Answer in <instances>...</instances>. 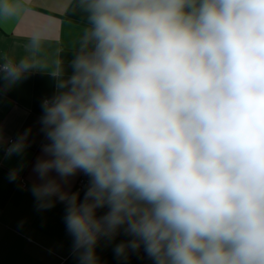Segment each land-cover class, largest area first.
I'll list each match as a JSON object with an SVG mask.
<instances>
[{
  "label": "clouds",
  "instance_id": "clouds-1",
  "mask_svg": "<svg viewBox=\"0 0 264 264\" xmlns=\"http://www.w3.org/2000/svg\"><path fill=\"white\" fill-rule=\"evenodd\" d=\"M76 5L85 24L41 99L30 184L34 126L0 127L2 158H19L8 180L37 211L63 205L76 264H107L108 247L119 264H264V0ZM33 11L0 0V29ZM45 39L34 29L0 51V93L45 72Z\"/></svg>",
  "mask_w": 264,
  "mask_h": 264
},
{
  "label": "crops",
  "instance_id": "crops-1",
  "mask_svg": "<svg viewBox=\"0 0 264 264\" xmlns=\"http://www.w3.org/2000/svg\"><path fill=\"white\" fill-rule=\"evenodd\" d=\"M34 11L7 30L0 29V51H20L32 30L43 28L46 39L37 54L46 72H35L19 87L0 93V127L6 138L14 139L17 133L34 126L36 142L28 149L29 163L21 178L25 184L35 179L32 165L41 153L42 136L36 134V121L41 114L40 102L56 89V73L60 61L71 56V45L85 19L76 0H32ZM18 157L8 160L0 154V264H76L71 255V238L63 223V205L43 212L37 211L34 198L18 181H9V169L18 163ZM73 178L76 190L80 179ZM24 221L23 226L20 222ZM124 237H118L123 239ZM98 251L107 264H119L111 247ZM128 264H152L146 255L133 254Z\"/></svg>",
  "mask_w": 264,
  "mask_h": 264
},
{
  "label": "built area",
  "instance_id": "built-area-1",
  "mask_svg": "<svg viewBox=\"0 0 264 264\" xmlns=\"http://www.w3.org/2000/svg\"><path fill=\"white\" fill-rule=\"evenodd\" d=\"M86 183H87V181H86L85 178L80 179V181L78 182V185H77L76 189L77 188L83 189V187L86 185Z\"/></svg>",
  "mask_w": 264,
  "mask_h": 264
}]
</instances>
